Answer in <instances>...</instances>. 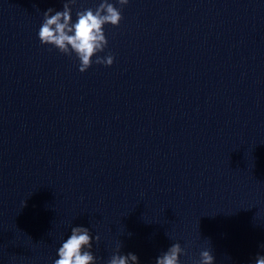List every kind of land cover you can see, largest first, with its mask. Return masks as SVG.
Instances as JSON below:
<instances>
[{"label":"water","instance_id":"1","mask_svg":"<svg viewBox=\"0 0 264 264\" xmlns=\"http://www.w3.org/2000/svg\"><path fill=\"white\" fill-rule=\"evenodd\" d=\"M64 2L0 0V264H53L75 226L99 235L96 264L177 242L181 264H255L264 0H109L114 62L84 72L38 37ZM101 2L76 0L73 22Z\"/></svg>","mask_w":264,"mask_h":264},{"label":"clouds","instance_id":"2","mask_svg":"<svg viewBox=\"0 0 264 264\" xmlns=\"http://www.w3.org/2000/svg\"><path fill=\"white\" fill-rule=\"evenodd\" d=\"M117 2L122 8L129 0H117ZM75 3L76 0H65L63 10L49 8L43 13L44 20L38 32L40 42L50 44L68 56L75 54L81 72L86 71L93 62L105 66L112 65L114 56L111 53L106 56H100L98 53L103 52L108 45L104 25L119 26L122 19L120 9L109 0H102L95 10L88 8L77 11V19L73 22L70 5ZM94 56L95 61H93ZM93 239L98 242L100 237L96 235L93 238L89 228L72 227L71 234L58 248L59 258L55 259L53 264H96L97 257L91 251ZM120 247L117 246L116 253L110 257L107 264H139L135 253L120 254ZM261 247H264V244H261ZM181 254L187 255L186 249L178 242L173 243L167 251L156 258L155 264H181ZM213 262L214 256L211 252L202 250L196 264H213ZM255 264H264V255L258 254Z\"/></svg>","mask_w":264,"mask_h":264}]
</instances>
